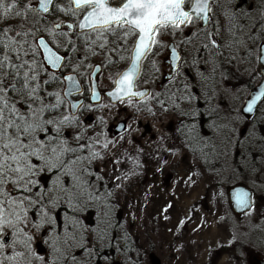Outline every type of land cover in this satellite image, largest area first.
<instances>
[{
  "label": "snow or ice",
  "instance_id": "6c2138e0",
  "mask_svg": "<svg viewBox=\"0 0 264 264\" xmlns=\"http://www.w3.org/2000/svg\"><path fill=\"white\" fill-rule=\"evenodd\" d=\"M165 37L172 38L177 77L181 61L198 60L201 52L218 56L222 48L238 44L259 56L264 53V0L255 14L251 7L241 10L239 0H0V264L107 261L101 249L112 246L109 233L118 226L113 201L141 167L121 152L135 130L126 125L125 135L109 140L102 128L80 119V110L97 109L71 97L85 91L82 81L87 80L97 98L93 75L102 66L112 72L109 98L128 107L137 102L136 111L153 116L154 107L176 111L188 120L187 132L195 133L202 113L186 83L170 81L175 91L167 93L138 90L142 62L168 47ZM177 37H182L179 45ZM94 57H102L100 64L91 62ZM202 58L207 62V56ZM150 63L159 71L155 61ZM98 107L110 110L111 105ZM254 108L264 110V89L244 111ZM97 122L103 125L104 118ZM228 123L212 125L223 134L225 148L231 143ZM259 142L264 143V135ZM129 160L134 167L122 172ZM186 182L195 183L193 176ZM238 201L252 208L247 193H240ZM89 210L98 214L95 224L84 223Z\"/></svg>",
  "mask_w": 264,
  "mask_h": 264
},
{
  "label": "rangeland",
  "instance_id": "374dc122",
  "mask_svg": "<svg viewBox=\"0 0 264 264\" xmlns=\"http://www.w3.org/2000/svg\"><path fill=\"white\" fill-rule=\"evenodd\" d=\"M167 40L172 38H164L166 45ZM155 51L157 54L148 59L143 80L145 82L156 75L159 80L154 90H160L163 78L168 73L165 68L168 52L167 48ZM101 60L102 57H94L91 62L100 64ZM150 61H155L159 71L153 69ZM245 68L244 72L239 71L240 79L235 76L223 79L222 83L219 82L222 85L211 89V95L204 86L203 95L205 93L209 103L204 106L202 114L221 127L229 121L234 122L228 123L232 132L231 143L226 148L221 143L223 134L218 129L211 131L210 138L207 139L210 144L219 145L220 151L222 150V170L214 169L213 164L205 168L190 153L178 135L177 123L182 116L176 111L164 113L154 107L156 115L153 116L143 109L136 111L137 102H134L133 107H128L126 103L112 104L109 100L102 99L93 107L97 110L80 113L83 125L97 130L102 128L104 136L109 140L118 141L120 136L126 134L124 130L115 135L121 122L125 126H134V137L129 136V142L121 152H127L141 165L136 168L138 175L125 180L124 188L117 190L118 202L113 201L129 235L122 244L125 250L118 251L109 260H104L103 264H134L137 260L139 264H214L211 261L213 252L235 242L250 243L249 236L253 227L264 225L260 206L237 216L231 208L228 194L235 186L248 189L252 187L258 198L264 194V172L258 170L250 176V167L246 170L250 164V130H247L246 122L240 115V108L247 95L248 83L257 80L250 73V68ZM111 75L109 69H102L97 77L101 90L107 91L112 87ZM231 91L236 98L228 100L227 93ZM100 105H111V108L100 109ZM101 116L104 124L98 126L97 118ZM258 119L264 120V116L261 115ZM212 125L208 124V127L213 128ZM244 128L246 133L242 135ZM258 132L263 131L256 130V138H259ZM66 134L71 135V130ZM140 148H143L142 153L136 151ZM237 152L243 155L239 159L236 158ZM237 160L239 161L236 162ZM261 166L264 168V164ZM133 167V161L129 160L121 171H128ZM158 168L160 171H157ZM190 175L195 183L186 182ZM180 221H184L183 225H180ZM255 233L257 236L264 235ZM215 264H250V253L233 250L217 258Z\"/></svg>",
  "mask_w": 264,
  "mask_h": 264
},
{
  "label": "trees",
  "instance_id": "16d2710c",
  "mask_svg": "<svg viewBox=\"0 0 264 264\" xmlns=\"http://www.w3.org/2000/svg\"><path fill=\"white\" fill-rule=\"evenodd\" d=\"M119 3V2H118ZM253 3V4H252ZM260 3V0H250V7L252 8V12L254 14V6L258 5ZM61 18V17H60ZM181 39V37H180ZM180 44V42H179ZM178 44V45H179ZM188 47L189 50L190 46ZM222 55L215 56V54H209L207 52H201V58L198 60H193L191 56L187 57L188 62L181 64V71L179 74V77L175 75L173 80H175L176 83H186L188 85L189 91L192 93L194 99L193 104L197 105L198 111L200 113H203L204 106L208 102V97L203 95L204 86L205 89L211 90L214 87L218 88V86L222 85L219 84V82L222 83L223 79H227L228 77L233 78L235 76L237 79H240L241 77L239 74H241L239 71L244 72L246 70L245 67L250 68V73L253 74L252 76L257 80V76L254 71V65L256 62V54L257 52L255 50H246L241 49L238 44H234L233 47H224L221 50ZM68 55H73L71 52L68 53ZM151 56V55H150ZM149 56V57H150ZM207 56V62H205V59L202 57ZM148 57V59H149ZM215 57V58H214ZM148 59L145 60L142 63V69H141V82L138 84V86H141L144 83V71L146 69V65L148 62ZM250 66V67H249ZM119 67L123 69L125 67L124 64H120ZM102 69H107L103 68ZM108 70V69H107ZM237 73V74H236ZM156 76V75H154ZM159 79H156V82ZM172 80V81H173ZM152 82V81H151ZM156 82L151 86L152 91L155 89ZM85 87V91L83 92V95L86 100V105L90 97V85L88 84V81H82ZM161 83V82H160ZM252 83L250 82V86L247 85V92L252 87ZM171 89L175 91V84L168 81L167 83L163 84L162 89L160 92L167 93V91ZM228 100L235 99V95L228 94ZM198 97V100L196 99ZM205 97V98H204ZM238 100V99H237ZM241 101V100H240ZM239 101V102H240ZM232 103V102H231ZM235 104V103H234ZM65 111H67V104L64 106ZM84 110H81V113H83ZM237 114V113H236ZM257 123H245L247 126V130L250 132L252 130H262L263 132H258L259 138L264 135V120H256ZM188 120L184 117L181 118V120L177 123V131L180 138L183 140V142L187 145L188 150L190 153L194 154L201 163H203L204 167L209 168L208 165L212 166L213 168L217 169L222 167V160L224 156L222 155V150L220 151L219 145L213 147V144H210L209 134H211V131L213 132L214 128H209L208 124H214L211 120H209V117L202 114L199 116V118L196 121L195 125V133H188L187 132V126H188ZM199 135V139L193 141L190 140L189 137L192 135ZM259 138H256L254 140L253 146H251V153H253V157L255 161L264 160V149L263 145L264 143L259 142ZM208 141V144H207ZM210 146V147H209ZM243 156L241 153L237 152V159L239 157ZM237 160L236 162H238ZM59 215L61 219L64 216V211L61 209L59 212ZM87 219L84 221V223H91L95 224L98 220V214L94 210H89V212L86 214ZM113 223L117 224L115 231H112L109 233V236L112 238L113 243L111 247H103L101 251L104 253V256L107 257L109 260L111 257H113L118 251H120L117 247V245H122L126 241L129 235L125 231V225L122 220L121 213L115 209V206L113 205ZM252 234L249 236L250 243H246L241 241L235 242L232 244H228L226 246L221 247L218 251L213 252L211 261L212 263H216L217 258H219L221 255L231 252L233 250L240 251L243 253H250L251 250H254L253 248H258V239L259 236L256 235V233L252 230ZM254 238V239H253ZM104 259H101V264H103Z\"/></svg>",
  "mask_w": 264,
  "mask_h": 264
},
{
  "label": "flooded vegetation",
  "instance_id": "af4514ba",
  "mask_svg": "<svg viewBox=\"0 0 264 264\" xmlns=\"http://www.w3.org/2000/svg\"><path fill=\"white\" fill-rule=\"evenodd\" d=\"M223 2V0H222ZM239 3L241 5V10H247L250 8V0H239ZM253 4V3H252ZM256 6H254V14H255V11H256ZM208 27H211V25H209ZM182 38V37H181ZM180 40V37H177V39L175 40V45H178L179 44V41ZM168 41V45L170 44V41L171 40H167ZM178 42V43H177ZM179 50V49H178ZM155 51V50H154ZM169 54H168V59H166L165 61V68L168 70V73L164 76L163 78V82H162V85H160V90L157 89V90H153L152 91V88L151 86L154 84V82H156V78L157 76H153L152 78H150L149 80L145 81L141 86H138V90H142V89H149L150 90V94H154L155 92H160L161 89H162V86L163 84L167 83L168 81H172L173 78L175 77L176 73L174 75H172L171 78H168V76L170 75L171 73V66L169 64ZM184 61H181V64L183 63ZM256 64H257V54H256V62H255V65H254V71H255V68H256ZM255 74H256V71H255ZM257 76V74H256ZM152 81V82H151ZM258 82V76H257V81H254L252 83V87L248 90L247 94L249 93V91L255 87V85L257 84ZM248 86H250V83H248ZM113 87V86H112ZM111 87V88H112ZM110 88V89H111ZM109 90V89H108ZM107 90V91H108ZM99 91L101 92L102 94V99H107L109 100L107 97H106V93L107 91L105 90H101L99 88ZM228 94H231L232 96L234 95V93L231 91L229 92ZM82 94H80L79 96H76L75 99L76 100H80L82 99L83 100V103L86 105V100H85V97L82 96ZM91 95V94H90ZM247 96V95H246ZM90 98L91 96L89 97V100L87 103L88 105H91L92 107H95L96 105L92 104L91 101H90ZM246 98V97H245ZM102 101V100H101ZM110 101V100H109ZM139 103H143V102H139ZM80 113H81V110H80ZM264 116V110H258L256 111V115L254 117V119L250 122L251 123H257V119L260 117V116ZM243 130V129H242ZM255 131L256 130H252L250 132V164H248L247 166V169L246 170H249V167H250V176L251 175H254L257 173L258 170L261 169V164H264V160L262 161H255L253 157V153H251V146H253L254 144V140H256V136H254L255 134ZM263 149H264V145H263ZM257 163V165L255 166L254 164ZM250 192L252 194V208H255L256 206H260L261 208V215L264 216V194H262V196L260 198L256 197V191L255 189H253L252 187H250ZM251 208V209H252ZM250 209V210H251ZM253 231L255 232H258V233H264V225H257L255 228L253 227ZM258 248H253L254 250H251L250 251V264H264V235L263 236H259V239H258Z\"/></svg>",
  "mask_w": 264,
  "mask_h": 264
},
{
  "label": "water",
  "instance_id": "95a60500",
  "mask_svg": "<svg viewBox=\"0 0 264 264\" xmlns=\"http://www.w3.org/2000/svg\"><path fill=\"white\" fill-rule=\"evenodd\" d=\"M173 46L174 45L172 43H170L169 46H168V53H169V61L168 62L170 64V66H171V73L168 76V78H171L172 75L175 74V72L173 70L174 66H175V61L173 60L172 55H171V48ZM141 68H142V66H141ZM101 70H102V67H101ZM255 71H256V74L258 76V82L255 85V87L252 88L249 91V93L247 94V96H246V98H245V100H244V102H243V104H242V106L240 108V115H241V117L244 119V121L246 123H250L254 119V117L256 115L257 108H254L251 113H249L247 111H244V108H246V105L250 101L251 98L259 95L261 90L264 89V53H261L259 56L257 55V64H256ZM99 73H95L93 75V80L96 83H97V76L99 75ZM97 91L99 92V96L97 98H93L91 96V98H90L91 103L94 104V105L99 104L101 102V100H102V94L99 91V88L97 89ZM140 91H146V92L150 93L149 89H142ZM79 95L80 94L73 93V96L71 97V99L73 100V103H77L78 104L79 101H83L82 99H80V100H76L75 99V97L79 96ZM105 95L110 100V102L112 104H119V102L116 101L115 99L109 98L107 96V93ZM257 104L259 105L260 101H258ZM73 111H75V109H73ZM124 130H125V124H124V122H121L118 125L117 129L115 130V135L121 134L122 132H124ZM245 133H246V129L244 128L242 130L241 134L244 135ZM240 193H247L251 197V204H252V194H251V192H250V190L248 188H246L244 186H235L232 189H230L229 192H228L229 198H230V205H231V208H232L234 214L237 215V216L244 215V214H246V213H248L250 211V208L242 207L241 204L239 203L238 195Z\"/></svg>",
  "mask_w": 264,
  "mask_h": 264
}]
</instances>
